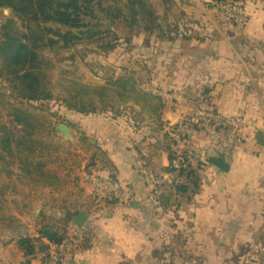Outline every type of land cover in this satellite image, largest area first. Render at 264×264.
Here are the masks:
<instances>
[{
	"label": "crops",
	"instance_id": "crops-1",
	"mask_svg": "<svg viewBox=\"0 0 264 264\" xmlns=\"http://www.w3.org/2000/svg\"><path fill=\"white\" fill-rule=\"evenodd\" d=\"M205 14L202 17L195 15L202 27H191L188 33L182 29V37L174 41L171 38L162 40L153 36L150 51L148 44H136L143 55H149L151 66L156 67V74H152V78L166 88L164 91L159 88V91L156 90L165 102L159 120L135 101L128 100L123 101L126 108L118 118H114L112 114H82L72 110L79 124L73 129L66 124L71 131V138L80 131L89 141L86 149H89L90 159H94L90 162L83 161L80 168L75 170L78 176L77 186L41 189L40 186L21 185L17 195L8 196L9 200L15 201H10L9 207L13 214L18 211L21 215L15 214L24 225L25 231L29 235L35 231L30 235L35 242L38 241L35 230L37 217L39 214L47 215V211L42 210L41 206L33 207L32 230L26 223L25 212L21 213L20 210L31 209L30 203L34 197H29L35 193L68 192L69 197L58 207L59 215L47 216L66 220L70 225L69 233L75 217L79 214L85 215L78 229L86 232L89 245L81 246L74 253V262L155 264L157 260L153 253L156 251L153 250L158 239V228L160 225L174 228L173 217L164 223L162 215L169 210L172 213L178 211L161 208L153 195L160 183L170 182L171 175L165 169L169 163L168 147L185 148L189 151L199 150L207 144V139L200 132L184 139L185 143L181 144L177 141L175 144H168L164 138L166 134L170 135V125L188 117V114L187 117L185 115L186 110L193 107L188 102V93H196L199 103L194 104L199 105H202L204 98L209 97L223 116L243 114L244 126L240 131L241 143L235 147L229 158L224 159L229 164L228 171H221L210 163L206 164L212 157L211 152L204 151V154L196 158L205 161L203 158L207 157L208 160L200 170L201 184L195 194L197 198H192L195 195H191L187 199L193 204L197 202L199 212L202 213V190L210 185L221 191L217 198L219 197V201L226 208L236 206L235 203L243 208L252 207L260 197L264 201V146L259 145L255 139L256 132L264 136V27L250 25L248 20L249 24L247 23L243 33H239L231 27L228 29L223 26L224 21L215 15ZM251 21L252 24L257 22L256 16ZM186 34L201 36L202 41H194V37L189 41L184 36ZM260 34L263 37L262 48L253 44ZM239 35L242 39L248 36L250 43H237L236 38ZM239 52L243 56H239ZM256 66L258 74L253 72ZM190 112L193 113L192 109ZM86 164H90L86 169L91 167L100 175L120 184L122 194L115 203L107 205L104 202V206L91 204L92 199L88 196L89 184L84 180ZM207 168L211 170L212 177L204 173ZM76 187L81 189L79 196ZM74 198L77 199L73 202ZM228 199L232 205L227 204ZM210 200L214 199L211 197ZM97 207L100 212L94 211ZM216 221L221 225L226 224L223 220ZM7 240L6 237L4 244L9 253H0V264H22L26 258L21 254L15 257L11 253L12 245Z\"/></svg>",
	"mask_w": 264,
	"mask_h": 264
},
{
	"label": "rangeland",
	"instance_id": "rangeland-1",
	"mask_svg": "<svg viewBox=\"0 0 264 264\" xmlns=\"http://www.w3.org/2000/svg\"><path fill=\"white\" fill-rule=\"evenodd\" d=\"M136 1H143L156 15L151 18L152 21L149 22L148 30L145 28V25L147 18L150 19L151 14L138 13L136 25L129 27L122 20L110 22L104 13L96 7L97 0H91L95 17L81 16V21L84 24H89L87 27L69 28L57 25L54 22H43L41 24L43 27L54 31L64 32L70 30L77 33L80 37L69 48L60 47L62 44L60 43L53 45V49H49V46L44 49H36L38 54L36 63L38 66H41L42 71L46 74V77L42 79L45 83V89L49 93V96L46 98L41 97L37 100H28L23 97L21 92L23 85L17 77L6 74L7 69L0 56V70L5 75V77H0V129L8 127L9 132H12L14 137L23 135L22 132H19L21 126L15 125L12 122L13 113L16 109H19L24 114L39 121L40 126H37L36 122L34 124L37 128L35 130L36 138L51 137V141H54V139L62 142L70 141V139H58L60 136L55 133L54 126L57 123H64L73 129L79 124V120L74 118L76 117L74 116V111L80 112V108L85 109L88 113L94 111L108 115L112 114L114 118L121 116L126 108L123 102L125 100H121L114 91L119 87L121 81L128 80L131 85H135L142 90H166V88L160 86L161 83L152 78L151 75L156 74V67L151 66L149 55L147 57L143 55L136 44H148V51H150L151 38L153 36L156 39L166 40L171 38L174 41L182 37V29L188 33L191 27H202L195 15L202 17V15H206L205 12L215 15L216 18L218 17V19L224 21L223 26H226L228 29L231 27L239 33H243L248 20L250 21V25L264 27V0H238L247 11V20L240 25L224 9L216 4V0ZM221 1L228 2L229 0ZM125 3L126 0H103L102 2L103 5L116 4L117 7L121 6L127 15L129 14V10L128 5H125ZM136 8H139V6ZM253 16H256L257 22L255 21L252 24L251 19ZM25 20L26 17L20 16L14 9L1 6L0 40L5 31H9L10 33L17 31L19 35L26 37L24 41L28 43L30 30L25 26ZM31 23L34 24L32 21ZM35 29V26L32 25V30ZM109 30L118 38L116 43H113L114 48L112 49H109ZM85 31L93 33L94 36L90 39L87 38V34L84 33ZM51 34L45 33V39L49 37L56 39ZM193 35L186 34L184 36L189 41H192L191 37H194V41H202L201 36ZM237 37V43H250L248 36H245L243 39L241 35ZM262 38L260 34L253 44L259 45L262 48ZM243 48L245 47L243 46ZM239 56H243L241 52H239ZM257 68L258 66L253 70L255 74H258ZM86 71L96 76L97 81H92ZM119 79V84H115V81ZM188 95V102L191 103L190 107L193 105L191 108L193 112L207 103L203 99L202 105L201 103L200 105L194 104L199 103L196 93H188ZM209 103H212L211 99H209ZM109 106L113 108L109 110ZM191 109L186 110L185 115L188 114V118L191 115ZM4 135L5 133L0 130V153L5 155L2 158V165L7 164L10 170H15L19 158L10 156V154L12 153V149L14 150L16 147L14 144L6 145V138H3ZM24 136H22V140ZM164 138L168 144L176 141L177 143L180 142L179 144L184 142V139H175L169 134H166ZM71 141L76 146L75 150L77 149V152L82 153L83 161L90 162L94 160L93 158L92 160L90 159L91 154H88L89 149H86L87 146L76 135L71 138ZM20 148L22 149V146ZM184 149L174 148V150L179 152L178 155ZM198 156H193L192 160L198 158ZM201 157L203 158L204 155ZM203 159L205 161L208 160L207 157ZM214 162L219 164V161L214 160ZM207 163L214 165L209 161ZM2 165L0 166V171L4 169ZM210 172L211 170L207 168L204 173L210 175ZM210 176L212 177L213 175ZM76 193L78 196L81 194L79 187H76ZM219 193H221L220 190L210 185L203 188L202 213L199 212L197 202L193 204L187 198L182 197L178 201L179 204L176 202L170 208L178 209V211L172 213L169 210L162 215L164 223L173 217L174 228L172 229L166 225H160L158 228V239L154 244L153 250L156 251V253H153L157 260L155 264H264L263 199L260 197L252 205L253 208L239 207L237 206L238 203H235L236 206L226 208L219 201V197L217 198ZM33 197L34 199L30 200L31 209L26 211L20 210L21 213L25 212V220L30 225V228L34 220V211L32 209L36 206H41L42 210L47 211V215L53 214L57 216L59 215L57 213L58 207L62 205L61 202L64 199L67 200L66 197H69V194L68 192L62 194L46 191L40 192V194L35 193L29 199ZM191 197L194 198L196 195ZM211 197L214 200H210ZM118 198L120 196L104 200L109 205L111 201H116ZM76 199L74 198L73 202ZM9 201L12 202L13 200L10 199ZM91 204L97 206L94 202ZM227 204L232 205L230 199H228ZM180 210L183 212H180ZM94 211L100 212L101 210L97 207ZM14 212L20 215L18 211ZM216 220L226 221V224H218ZM236 223L238 225H235ZM71 229L75 228L72 227ZM34 233L35 231L33 230L30 232V235L32 236ZM5 241L6 237L0 236V253H9L4 244Z\"/></svg>",
	"mask_w": 264,
	"mask_h": 264
},
{
	"label": "trees",
	"instance_id": "trees-1",
	"mask_svg": "<svg viewBox=\"0 0 264 264\" xmlns=\"http://www.w3.org/2000/svg\"><path fill=\"white\" fill-rule=\"evenodd\" d=\"M102 2L103 0H97L96 7L104 13L110 22L122 20L129 27L136 25L137 14L144 12V14H151L145 25L148 30L149 22L152 21L151 18L155 15L154 11L148 8L143 1L126 0L125 5H128L129 10L127 15L121 6L117 7L116 4L103 5ZM1 6L10 7L20 16L26 17L25 26L30 30L28 43L24 41L26 37L19 35L17 31L13 33L5 31L3 33L0 40V56L5 63L6 74H11L19 79L23 85L21 87L22 96L26 99L37 100L41 97H48L49 93L42 81L46 74L42 71L41 66L36 63L38 59L36 49H44L47 46L50 47L49 49H53V45L60 43H62L60 47L69 48L80 37L70 30L64 32L54 31L43 27L41 24L43 22H54L57 25L69 28L87 27L89 24H84L81 21V16L95 17L91 0H0ZM138 6L139 8H136ZM32 25L35 26V30H32ZM45 33H52L51 35L55 36L56 39L53 37L45 39ZM84 33L87 34L89 39L94 36L89 31ZM108 35L110 37L109 49H112L114 48L113 43H116L118 38L111 30L108 31ZM108 35L106 34V36ZM0 77H5L1 70ZM119 81L120 79L116 80L115 84H119ZM114 91L121 100H133L155 119H160L165 108V102L163 96L157 91L139 89L135 85H131L128 80L121 81L119 87ZM204 99L209 103V97ZM79 111L83 114L88 113L83 108H80ZM12 122L21 126L19 132H22V136H25L22 140V136L14 137L12 132H9L8 127L0 129L5 133L3 138H6V145L14 144L16 147V149H12L10 156L19 158L16 169L10 170L7 164L2 165V158L5 155L0 153V166H4V169L0 171V235H5L8 238L7 242L12 245L11 253L15 257L21 254L26 258L22 264H31L35 252L42 248L40 240L58 244L70 230V225L62 218L39 214L35 227L39 241L35 242L29 233L25 231L21 220L11 211L8 196L17 195L18 187L21 185L40 186L41 189H61L77 186L78 176L75 174V170L82 165L83 156L82 153L77 152V149L75 150L76 146L72 141L62 142L55 139L51 141V137L36 138L35 130L37 128L34 124L36 122L37 126H40L39 121L24 114L19 109H16L13 113ZM76 136L83 144L87 146L90 144L80 131H77ZM20 146H22V149ZM167 152L169 163L165 169L171 175L170 182L160 183L157 189L153 191L160 207L165 210L170 209L176 202L179 204L180 198H189L199 191L201 184L200 170L203 169L206 162L200 159L195 161L191 159L175 166L173 162L179 152L170 146ZM180 152L179 155L184 156L186 151L184 149ZM211 159L224 162L225 166L221 162L220 165L213 164L221 171H228L229 164L226 160L213 154L209 158V162L212 163ZM89 165L86 164L85 169ZM12 202L15 203L14 200ZM115 202L111 201L112 204ZM87 245H89V239L85 232L81 246Z\"/></svg>",
	"mask_w": 264,
	"mask_h": 264
},
{
	"label": "built area",
	"instance_id": "built-area-1",
	"mask_svg": "<svg viewBox=\"0 0 264 264\" xmlns=\"http://www.w3.org/2000/svg\"><path fill=\"white\" fill-rule=\"evenodd\" d=\"M216 4L238 24L247 20V11L240 1L229 0L228 2L216 0ZM244 126L243 114L233 117L223 116L214 103H206L199 107L190 117L170 125L169 133L175 139H186L197 132L202 133L207 139V144L201 149L186 150L185 155H178L173 164L189 161L195 155L204 154V151L211 152L217 157L227 159L235 147L241 143L240 131ZM84 180L89 184L88 196L96 205L103 204L104 199L119 197L122 194L120 184H117L108 177L97 173L93 168L86 169ZM85 237L83 229H72L58 244L50 243L47 240L41 243L42 248L35 252L31 264H82L74 262V253L81 247ZM39 241V240H38Z\"/></svg>",
	"mask_w": 264,
	"mask_h": 264
},
{
	"label": "water",
	"instance_id": "water-1",
	"mask_svg": "<svg viewBox=\"0 0 264 264\" xmlns=\"http://www.w3.org/2000/svg\"><path fill=\"white\" fill-rule=\"evenodd\" d=\"M86 72H87V75L89 76V78L92 81H97V77L96 76H94L89 71H86ZM54 128H55V133L57 135H59L60 137H62L63 139H65V140L71 139V131H70L69 127L66 124L59 123V124H56L54 126ZM255 139H256V141H257V143L259 145L264 146V136L260 132H256ZM214 160L219 161V163L221 162L225 166V163L220 161V160H218V159H211L210 161H212V163H215ZM215 164L218 165V163H215ZM107 211H109V210H107ZM84 219H85V215L84 214L77 215L75 217L74 221H73V224H72L73 227L75 229H78L80 227V225L82 224ZM68 264H71V261H69Z\"/></svg>",
	"mask_w": 264,
	"mask_h": 264
}]
</instances>
